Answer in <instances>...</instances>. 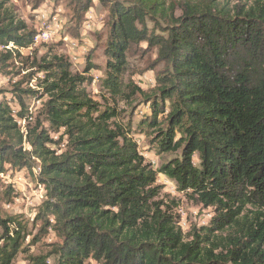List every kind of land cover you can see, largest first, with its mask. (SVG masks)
I'll use <instances>...</instances> for the list:
<instances>
[{
    "label": "trees",
    "instance_id": "trees-1",
    "mask_svg": "<svg viewBox=\"0 0 264 264\" xmlns=\"http://www.w3.org/2000/svg\"><path fill=\"white\" fill-rule=\"evenodd\" d=\"M77 1L83 13L94 2ZM98 1L109 9L102 102L87 90L96 65L73 74L70 60L59 55L33 63L24 83L43 73L41 91L25 93L15 83L16 115L0 90V175L40 162L46 200L31 226L40 237L57 238L31 263L264 264V0L232 9L214 0ZM8 4L0 0L3 68L37 36ZM150 51H156L153 67L162 69L155 87L144 91L125 75L131 57ZM21 92L47 97L33 128L17 121L33 120ZM140 98L151 115L139 132L157 155L177 156L157 170L130 135L131 122L117 121L118 101L132 106ZM160 174L214 209L210 225L194 229L190 240L180 216L156 201ZM12 197L0 179V264H11L32 236L28 222L3 215L2 203Z\"/></svg>",
    "mask_w": 264,
    "mask_h": 264
},
{
    "label": "rangeland",
    "instance_id": "rangeland-1",
    "mask_svg": "<svg viewBox=\"0 0 264 264\" xmlns=\"http://www.w3.org/2000/svg\"><path fill=\"white\" fill-rule=\"evenodd\" d=\"M168 1L174 3L180 0ZM191 1L204 3L207 0ZM248 1L214 0L219 7L230 9ZM8 6L19 19L27 23L30 29L35 30L37 35H42L44 32L51 33L47 39L40 38L37 46L24 49L20 52V56L10 59L5 64V68L0 67V90H5L4 97L10 106L15 108L16 112L20 111V106L12 92L16 87L15 83L19 81L22 92L41 91V85L38 84L46 79L43 73L37 72L31 84L24 81L31 72L36 70L31 68L34 62L39 63L43 59L49 61L54 55L67 57L73 74H83L88 65H96L88 73L93 81L87 90L94 100L102 102V96L105 94L100 90V82L104 77L107 59L104 49L109 33V9L102 6L98 0H94L85 13L82 12L77 0H9ZM175 13L181 14L178 9ZM56 23L60 24V28ZM143 46L146 47L145 44ZM25 58H29L27 65H25ZM155 59L156 51H150L143 57H131L125 81L127 83L132 81L144 91H151L155 87L156 74L162 69L161 65L153 67ZM22 92L20 95L28 107L29 114L33 117V120L28 121L31 122L29 127L33 128L35 127L34 117L41 112L42 104L47 97L37 100L35 95L22 94ZM117 108L120 113L118 123L123 122V125L127 126L129 121L131 122L130 135L137 141L141 153L155 170L159 169L162 163L177 157L176 154L157 155L150 149L149 139L139 132L138 127L141 121L151 115V109L144 99H138L132 106H128L125 101H118ZM44 126L48 127L47 124ZM50 135L54 140L58 139L56 134L50 133ZM24 148L31 150L28 142L24 143ZM61 149L65 148L61 146ZM35 163L32 170L8 167L4 175H0L3 184L11 186L13 190L12 200L9 203H2L3 215L19 217L20 221L28 222L32 228V236L26 239L22 250L11 264H32L31 257L45 255L50 251V246L57 242L53 232L40 237L38 226H31L36 219L38 209L46 200V191L39 181L40 162L35 160ZM156 185L161 187L156 201H163L174 215L180 216V226L186 240H190V233L194 229L208 227L214 219L216 215L214 209L203 208L195 198L180 192L176 183L166 176L158 175ZM3 231L0 227V246L3 244L1 238ZM34 237L38 240L35 245L31 244ZM25 248L27 252H23ZM88 264L96 263L91 261Z\"/></svg>",
    "mask_w": 264,
    "mask_h": 264
},
{
    "label": "built area",
    "instance_id": "built-area-1",
    "mask_svg": "<svg viewBox=\"0 0 264 264\" xmlns=\"http://www.w3.org/2000/svg\"><path fill=\"white\" fill-rule=\"evenodd\" d=\"M55 22H57V20ZM56 25H57L58 28H60V24L59 23H56ZM45 36H51V33L50 32L42 33V37H45ZM37 44H39V38H36V44H33L32 46H37ZM13 82H15V81H13ZM29 120H30V118L29 119H25V120H17V121L26 123V128H27V123H28Z\"/></svg>",
    "mask_w": 264,
    "mask_h": 264
},
{
    "label": "bare ground",
    "instance_id": "bare-ground-1",
    "mask_svg": "<svg viewBox=\"0 0 264 264\" xmlns=\"http://www.w3.org/2000/svg\"><path fill=\"white\" fill-rule=\"evenodd\" d=\"M48 37H49V36L42 37V35H37V36H36V38H39V40H40V38H42V39H47ZM36 38H35V44H36ZM33 47H35V46H33ZM33 47H32V48H33ZM0 49L5 50V47L2 46V47H0ZM29 49H31V48H29ZM12 109H13V108H12ZM14 109H15V108H14ZM14 109H13V112H14L13 114L16 115L17 112H16ZM175 187H176V186H175Z\"/></svg>",
    "mask_w": 264,
    "mask_h": 264
}]
</instances>
